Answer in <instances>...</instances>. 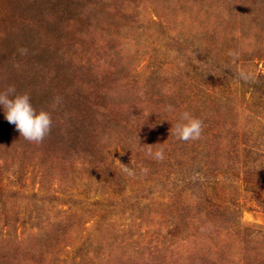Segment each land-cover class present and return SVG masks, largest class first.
<instances>
[{
    "label": "rangeland",
    "instance_id": "obj_1",
    "mask_svg": "<svg viewBox=\"0 0 264 264\" xmlns=\"http://www.w3.org/2000/svg\"><path fill=\"white\" fill-rule=\"evenodd\" d=\"M9 86L0 264H264V0H0Z\"/></svg>",
    "mask_w": 264,
    "mask_h": 264
},
{
    "label": "clouds",
    "instance_id": "obj_2",
    "mask_svg": "<svg viewBox=\"0 0 264 264\" xmlns=\"http://www.w3.org/2000/svg\"><path fill=\"white\" fill-rule=\"evenodd\" d=\"M241 76L247 78L243 73ZM0 108L7 122L14 125L20 136L29 142H42L51 130V114L43 109L37 110L31 102V96L28 93H18L14 86L0 92ZM202 132L203 121L189 112H184L175 125L176 138L181 141L198 140ZM156 156L162 159L163 153H157Z\"/></svg>",
    "mask_w": 264,
    "mask_h": 264
}]
</instances>
